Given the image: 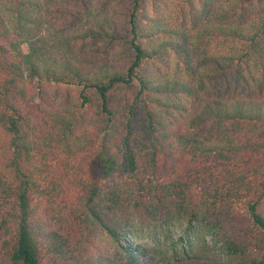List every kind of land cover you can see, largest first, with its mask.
I'll list each match as a JSON object with an SVG mask.
<instances>
[{
    "label": "trees",
    "instance_id": "16d2710c",
    "mask_svg": "<svg viewBox=\"0 0 264 264\" xmlns=\"http://www.w3.org/2000/svg\"><path fill=\"white\" fill-rule=\"evenodd\" d=\"M149 1L130 0L121 29L81 36L106 44L79 68L35 25V0H0V149L14 170H0L1 264H153L126 237L175 223L217 238L214 264H264V23L205 33L238 45L201 74L181 44L150 48ZM116 46L128 62L110 69Z\"/></svg>",
    "mask_w": 264,
    "mask_h": 264
},
{
    "label": "rangeland",
    "instance_id": "374dc122",
    "mask_svg": "<svg viewBox=\"0 0 264 264\" xmlns=\"http://www.w3.org/2000/svg\"><path fill=\"white\" fill-rule=\"evenodd\" d=\"M35 3L39 7H32L33 18L41 34L53 40L56 52H62L64 60L79 68L86 66V59L97 55L93 49L106 44L101 40L80 37L86 36L87 31H97L113 24L121 29L127 25L126 16L130 8V0H35ZM238 3L239 0H160L159 6L153 7L149 1L144 16L146 30L151 34L146 39L147 43L152 46L150 48H158L165 41L179 43L196 56L194 65L200 67L201 74L211 72L212 66L206 60H222L231 56L238 43L219 37L208 45L203 39L205 33L217 31L218 27H236L245 35L259 34L260 29L257 28L264 23V3L260 6L254 4L245 14L236 9ZM257 41L264 53V38ZM114 49L107 66L119 69L128 62V53L121 46ZM63 59L58 56L57 60L60 62ZM170 62L167 68L170 69L169 77L173 76L175 66L172 57ZM252 72L256 74L258 83L257 69ZM9 159L10 153L3 145L0 149V170L12 177L14 170L6 168ZM173 164V161L167 163L162 176L164 183L170 181ZM126 243L131 249L138 247L144 252L145 256L140 261L148 259L153 264H214L222 262L225 257L221 243L206 229H191L179 223L165 228L136 226L132 235L126 237ZM113 249L112 242L106 240L99 251L106 255Z\"/></svg>",
    "mask_w": 264,
    "mask_h": 264
}]
</instances>
